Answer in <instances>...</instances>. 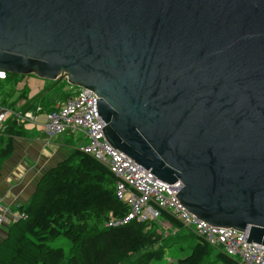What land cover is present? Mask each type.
I'll list each match as a JSON object with an SVG mask.
<instances>
[{
  "label": "water",
  "instance_id": "obj_1",
  "mask_svg": "<svg viewBox=\"0 0 264 264\" xmlns=\"http://www.w3.org/2000/svg\"><path fill=\"white\" fill-rule=\"evenodd\" d=\"M92 91L107 143L264 246V0H0V73Z\"/></svg>",
  "mask_w": 264,
  "mask_h": 264
},
{
  "label": "trees",
  "instance_id": "obj_2",
  "mask_svg": "<svg viewBox=\"0 0 264 264\" xmlns=\"http://www.w3.org/2000/svg\"><path fill=\"white\" fill-rule=\"evenodd\" d=\"M25 78L28 76L4 74L0 79V109L27 112L38 106L45 113L54 111L56 103L43 99L52 89L44 88L32 97L26 83L18 87ZM70 95L62 94L59 99ZM38 99L41 104H35ZM3 125L0 165L13 153V139L24 135L23 126L14 119H7ZM116 181L93 157L78 149L72 151L40 178L30 203L18 209L26 218L9 226L0 244V264H150L162 260V243L169 238L163 237L157 223L132 221L119 227L107 226L111 219L127 213L126 205L116 198ZM161 218L173 228L183 227L164 211ZM191 236L196 239L191 253L170 264H239L193 233ZM60 237L70 243L68 253L51 246Z\"/></svg>",
  "mask_w": 264,
  "mask_h": 264
},
{
  "label": "built area",
  "instance_id": "obj_3",
  "mask_svg": "<svg viewBox=\"0 0 264 264\" xmlns=\"http://www.w3.org/2000/svg\"><path fill=\"white\" fill-rule=\"evenodd\" d=\"M96 100L93 92L78 88L68 98L57 102L55 110L48 113L38 106L34 111L17 113L1 108L0 125L13 117L19 125L40 128L47 143L62 134L81 135L86 143L80 151L106 166L115 176L116 198L127 207L126 215L120 219H111L107 223L108 227L123 226L132 221H149L157 223L161 229H171L169 223L161 220V212L164 211L207 245L237 260L239 264H264V247L246 243V233L209 226L187 212L175 197L182 189L180 182L172 185L162 183L149 171L135 165L112 148L102 133L105 125L97 115ZM7 214L12 223L26 218L24 213L5 209L0 201V225L8 222Z\"/></svg>",
  "mask_w": 264,
  "mask_h": 264
},
{
  "label": "crops",
  "instance_id": "obj_4",
  "mask_svg": "<svg viewBox=\"0 0 264 264\" xmlns=\"http://www.w3.org/2000/svg\"><path fill=\"white\" fill-rule=\"evenodd\" d=\"M27 85L29 87L28 81ZM41 86L44 84H37L34 90L29 88L31 95ZM23 132L22 137L13 139V153L0 165V201L5 209L15 213L30 203L40 178L66 158L67 148L71 145L66 138L73 137L68 135L61 142L52 139L47 143L46 136L38 127L25 125ZM78 137L82 141L78 146L80 150L86 141L82 136ZM6 219L8 222L0 225V244L12 223L8 214Z\"/></svg>",
  "mask_w": 264,
  "mask_h": 264
},
{
  "label": "rangeland",
  "instance_id": "obj_5",
  "mask_svg": "<svg viewBox=\"0 0 264 264\" xmlns=\"http://www.w3.org/2000/svg\"><path fill=\"white\" fill-rule=\"evenodd\" d=\"M27 81L29 83V88L32 90L35 89L34 87L37 84H39V83L44 84V86H41V88L37 89L38 92L32 93V95H31L32 97L39 94V92H41L44 88L47 89V87H48V88H51L52 90L50 92L44 94L43 99H44V101H50V102H55V103L61 101V99H59L60 95L65 94V93H73V92H76L78 90L77 87L69 85L66 81H65L66 83L61 82L59 85L56 83L53 85L52 84L53 82L39 79L34 75H30V76H28V78L23 79L18 87H23V85L25 83L27 84ZM51 85H53V88ZM16 97H17V95H15L11 101H14L16 99ZM41 98H42V96L40 97V99ZM40 99L36 100L35 104H41ZM9 110L14 112V113L19 112V110H14L13 108L12 109L9 108ZM8 119H14V118L9 117ZM3 124L4 123H2L0 125V133L3 129V126H4ZM21 125L24 127L26 124H21ZM72 135H73V137L68 136L67 134H62V135L54 137V140L57 139L56 141L61 142L62 138L68 136V138H66V139H68L70 141L71 145L69 146V148H67L68 152H66V154H67L66 157H68L72 151L79 149L78 146L82 145L81 138L78 137L81 135L76 134V133H74ZM78 138H79V140H78ZM1 143H2V141H1ZM162 233L164 235L163 236L164 238H166V237L169 238L167 241L162 243V245L164 247L163 249L165 251L164 258L160 261H152V262H150V264H170L172 262H176L177 260H180V259L187 257L191 253L192 247L195 244L196 239L192 236L188 237L192 233L189 229L184 228V227H182V228H179V227L172 228L171 227V229H167V228L162 229ZM183 237H185V238H183ZM51 246L53 248H62L65 253H68L70 243L65 238L60 237L57 241L52 243Z\"/></svg>",
  "mask_w": 264,
  "mask_h": 264
},
{
  "label": "bare ground",
  "instance_id": "obj_6",
  "mask_svg": "<svg viewBox=\"0 0 264 264\" xmlns=\"http://www.w3.org/2000/svg\"><path fill=\"white\" fill-rule=\"evenodd\" d=\"M2 73V72H1ZM84 89V88H83ZM87 90V89H86ZM92 92V91H91ZM120 153V152H119ZM120 154H122V153H120ZM123 155V154H122ZM124 156V155H123ZM132 162V161H131ZM135 164V163H134ZM136 165V164H135ZM138 166V165H137ZM145 170V169H144ZM158 181H160V180H158ZM160 182H162V181H160ZM162 183H164V182H162ZM166 184V183H165ZM169 185V184H168ZM191 214V213H190ZM193 215V214H192ZM196 217V216H195ZM199 220V219H198ZM200 221V220H199ZM202 222V221H201ZM220 229H223V228H220ZM230 230H232V229H230ZM234 231V230H233ZM255 244V243H254ZM257 246H261V247H264L263 245H259V244H256Z\"/></svg>",
  "mask_w": 264,
  "mask_h": 264
},
{
  "label": "clouds",
  "instance_id": "obj_7",
  "mask_svg": "<svg viewBox=\"0 0 264 264\" xmlns=\"http://www.w3.org/2000/svg\"><path fill=\"white\" fill-rule=\"evenodd\" d=\"M0 76L4 78V74L0 73ZM3 78H0V79H3ZM173 228V227H172ZM227 256V255H226Z\"/></svg>",
  "mask_w": 264,
  "mask_h": 264
}]
</instances>
